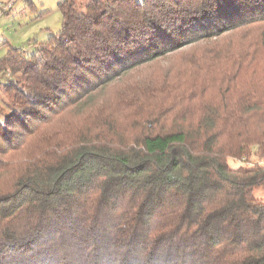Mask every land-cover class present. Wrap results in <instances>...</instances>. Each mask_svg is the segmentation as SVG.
<instances>
[{
    "label": "trees",
    "instance_id": "obj_1",
    "mask_svg": "<svg viewBox=\"0 0 264 264\" xmlns=\"http://www.w3.org/2000/svg\"><path fill=\"white\" fill-rule=\"evenodd\" d=\"M59 7L0 61V264H264V0ZM202 43L227 75L123 82Z\"/></svg>",
    "mask_w": 264,
    "mask_h": 264
},
{
    "label": "rangeland",
    "instance_id": "obj_2",
    "mask_svg": "<svg viewBox=\"0 0 264 264\" xmlns=\"http://www.w3.org/2000/svg\"><path fill=\"white\" fill-rule=\"evenodd\" d=\"M62 1L63 0H0V61L12 48L19 49L27 55L34 54L36 52V47L47 42L51 38V35L59 34L63 28V15L59 7ZM137 1L143 2V0ZM236 42V35L233 34L228 40L223 41V47L236 44ZM207 44L208 43L191 45L174 57H167L157 64L137 68L131 71L123 82L126 83L132 81L134 78H144L150 75L169 76L176 75L183 71L187 73V70H194L196 76L208 74L209 80L213 79V74L215 73L223 75V72L227 75L226 72H229L233 68L235 62L233 56L235 54L228 56L227 54H231L230 52L224 53V59H220V55H217L216 58L205 57V52L212 50ZM250 48L253 49V46ZM258 49L262 50L260 47H258ZM248 53L246 55H249ZM261 54V57L264 59V52L262 51ZM191 56L197 59L192 60ZM0 78H4V76L0 74ZM1 81L2 80H0V82ZM72 96L74 95L69 94V98ZM4 98L5 95L0 89V121H3L6 116V108L3 105ZM58 98L60 100H58L57 103L63 99V96L59 95ZM44 113H46V111H44ZM67 119H74V111L68 115ZM241 164L240 162L230 161V166L232 168H239ZM250 164H261L264 166V159L262 160L258 157H254ZM6 182H8V180L3 183ZM255 196L264 200V190H257Z\"/></svg>",
    "mask_w": 264,
    "mask_h": 264
}]
</instances>
